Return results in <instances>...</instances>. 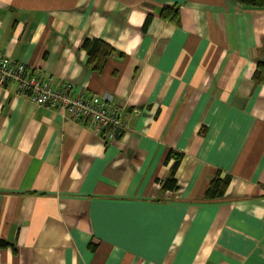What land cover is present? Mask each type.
I'll list each match as a JSON object with an SVG mask.
<instances>
[{"label":"crops","instance_id":"1","mask_svg":"<svg viewBox=\"0 0 264 264\" xmlns=\"http://www.w3.org/2000/svg\"><path fill=\"white\" fill-rule=\"evenodd\" d=\"M176 7L179 22L163 19ZM86 38L112 48L87 66ZM0 53L107 95L104 142L0 87V264H264V7L235 0H0ZM177 189L161 191L173 159ZM224 197L204 192L216 172Z\"/></svg>","mask_w":264,"mask_h":264},{"label":"built area","instance_id":"2","mask_svg":"<svg viewBox=\"0 0 264 264\" xmlns=\"http://www.w3.org/2000/svg\"><path fill=\"white\" fill-rule=\"evenodd\" d=\"M8 82L16 85L17 93L39 105L44 104L88 125L104 142L114 139L126 128L118 108L107 95H85L70 86H53L38 75L30 74L24 63L0 53V87Z\"/></svg>","mask_w":264,"mask_h":264},{"label":"trees","instance_id":"3","mask_svg":"<svg viewBox=\"0 0 264 264\" xmlns=\"http://www.w3.org/2000/svg\"><path fill=\"white\" fill-rule=\"evenodd\" d=\"M238 4L250 7H264V0H235ZM163 19L171 20L174 23L179 22L178 10L176 7H164L160 12ZM82 48L87 53V66H90L94 71H100L104 66L107 58L112 52V48L105 42L95 39L86 38L83 41ZM252 79L255 84L264 83V61H258ZM173 159L169 173L164 180H160L161 191H173L177 189V179L175 177L176 170L181 160V155L173 150H169L165 156L164 162L167 163ZM230 175L221 176L218 171L210 180L204 197L208 199H220L224 197L226 188L230 182Z\"/></svg>","mask_w":264,"mask_h":264}]
</instances>
